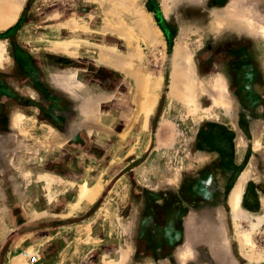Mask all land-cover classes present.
Listing matches in <instances>:
<instances>
[{"label": "rangeland", "instance_id": "rangeland-1", "mask_svg": "<svg viewBox=\"0 0 264 264\" xmlns=\"http://www.w3.org/2000/svg\"><path fill=\"white\" fill-rule=\"evenodd\" d=\"M0 264H264V0H0Z\"/></svg>", "mask_w": 264, "mask_h": 264}, {"label": "bare ground", "instance_id": "bare-ground-1", "mask_svg": "<svg viewBox=\"0 0 264 264\" xmlns=\"http://www.w3.org/2000/svg\"><path fill=\"white\" fill-rule=\"evenodd\" d=\"M102 54H108V56H111V55H115V51L114 50H111V49H103L101 50V57H102ZM106 60V59H105ZM109 60H107L108 62ZM239 189V187H237V190ZM238 196V193L235 191V197Z\"/></svg>", "mask_w": 264, "mask_h": 264}, {"label": "built area", "instance_id": "built-area-1", "mask_svg": "<svg viewBox=\"0 0 264 264\" xmlns=\"http://www.w3.org/2000/svg\"><path fill=\"white\" fill-rule=\"evenodd\" d=\"M23 256H25L30 263H35L37 261L36 255L29 254L25 251L21 252Z\"/></svg>", "mask_w": 264, "mask_h": 264}, {"label": "crops", "instance_id": "crops-1", "mask_svg": "<svg viewBox=\"0 0 264 264\" xmlns=\"http://www.w3.org/2000/svg\"><path fill=\"white\" fill-rule=\"evenodd\" d=\"M210 155L213 156V153H211ZM217 156H219V153H217ZM230 160L231 162L237 161V156L232 154Z\"/></svg>", "mask_w": 264, "mask_h": 264}]
</instances>
